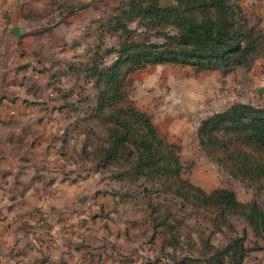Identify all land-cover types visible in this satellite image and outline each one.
<instances>
[{
	"label": "rangeland",
	"instance_id": "obj_1",
	"mask_svg": "<svg viewBox=\"0 0 264 264\" xmlns=\"http://www.w3.org/2000/svg\"><path fill=\"white\" fill-rule=\"evenodd\" d=\"M121 2L0 0L1 20L23 29L20 36L8 33L7 44L0 45V141L4 142L0 154H29L36 157L35 168L46 163L44 167L49 172L60 168L71 174L69 177L80 178V193L73 201H60V205L66 208L67 221L89 222L93 226L88 239L92 245L88 246L94 251L92 255L100 257L97 264H175L178 258L192 264L188 253L201 250V245L195 244L199 237L222 244L236 233L225 227L210 233L208 223L197 225V220L189 215L182 229L180 226L184 236H178L173 249L162 235L153 237L155 229L147 200L123 197L128 188L129 193L136 190L135 184L128 187L127 181L116 180L110 170L97 167L82 150L84 143H95L104 130L90 115L97 89L93 80L86 77L85 66L94 58L99 38L102 50L118 41L119 32L108 19ZM250 22L260 27L257 19ZM112 55L104 58L109 60ZM262 55L264 48L253 56L251 65L233 69L237 75L230 80L221 70L195 71L179 64L148 65L129 76L125 92L128 100L151 116L168 141L181 146L183 178L207 192L228 188L241 202L255 198L264 209V187L256 190L248 181L234 178L201 149L197 139L200 121L226 105H264V95L255 90L258 81L252 78L257 72L255 60ZM26 141L38 142L42 151L26 147ZM91 146L87 151H91ZM45 198L56 207L50 200L53 196ZM45 213L50 216L53 208ZM232 224L236 232L244 226L238 219H232ZM161 229L158 227L157 231ZM247 230L249 246L256 245L257 237ZM204 256L199 254L198 258ZM243 264H264V246L252 250Z\"/></svg>",
	"mask_w": 264,
	"mask_h": 264
},
{
	"label": "trees",
	"instance_id": "obj_2",
	"mask_svg": "<svg viewBox=\"0 0 264 264\" xmlns=\"http://www.w3.org/2000/svg\"><path fill=\"white\" fill-rule=\"evenodd\" d=\"M115 12L108 20L119 32L118 41L102 50L99 38L94 58L85 66L86 77L97 89L90 115L104 130L95 143H84L83 152L116 180L127 181L128 187L135 184L136 190L129 193L128 188L123 197L147 200L153 237L162 235L173 249L178 236H184L180 230L189 215L197 225L208 223L210 233L222 227L236 233L222 244L199 237L195 244L201 250L188 253L190 263L243 264L252 250L264 246L261 203L255 198L241 202L228 188L207 192L183 178L181 146L168 141L151 116L128 100L125 87L134 71L152 64L223 74L249 66L264 48L263 29L250 22L239 0H123ZM109 53L112 57L105 59ZM197 139L201 149L234 178L248 181L256 190L264 187V105H226L200 121ZM232 219L243 222L240 232ZM158 227L163 229L157 231ZM246 228L257 237L256 245L249 246ZM175 264L188 263L178 258Z\"/></svg>",
	"mask_w": 264,
	"mask_h": 264
},
{
	"label": "crops",
	"instance_id": "obj_3",
	"mask_svg": "<svg viewBox=\"0 0 264 264\" xmlns=\"http://www.w3.org/2000/svg\"><path fill=\"white\" fill-rule=\"evenodd\" d=\"M239 2L248 18L257 19L264 31V0ZM4 28L6 30L2 33ZM22 30L18 24L8 25V21L1 20L0 45L5 47L8 33L20 36ZM263 62V55L255 60L257 72L252 77L255 81H258ZM236 75L232 71L225 78L230 80ZM255 90L257 94L264 95L262 90L258 91V85ZM1 113L0 109V116ZM16 143L22 146L21 142ZM25 143L28 148L42 151L43 146L37 145L38 142ZM3 146L4 142L0 141V147ZM13 154L5 157L0 154V264H97L100 257L92 255L94 251L88 246L92 245L88 239L93 226L89 222L67 221L66 208L60 205V201H63L61 204L68 198L73 201L80 193V178L76 180V175L69 177L71 174L67 175L60 168L49 172L44 167L46 163L35 168V156L20 155L18 151ZM46 159L51 160L49 157ZM39 162H43L42 158ZM48 196H53L50 200L56 207L47 200L49 198H45ZM52 208L53 214L48 218L45 212Z\"/></svg>",
	"mask_w": 264,
	"mask_h": 264
},
{
	"label": "built area",
	"instance_id": "obj_4",
	"mask_svg": "<svg viewBox=\"0 0 264 264\" xmlns=\"http://www.w3.org/2000/svg\"><path fill=\"white\" fill-rule=\"evenodd\" d=\"M1 18L0 17V23H1ZM258 90L264 92V62L261 65V71L258 77Z\"/></svg>",
	"mask_w": 264,
	"mask_h": 264
},
{
	"label": "water",
	"instance_id": "obj_5",
	"mask_svg": "<svg viewBox=\"0 0 264 264\" xmlns=\"http://www.w3.org/2000/svg\"><path fill=\"white\" fill-rule=\"evenodd\" d=\"M259 91V90H258Z\"/></svg>",
	"mask_w": 264,
	"mask_h": 264
}]
</instances>
